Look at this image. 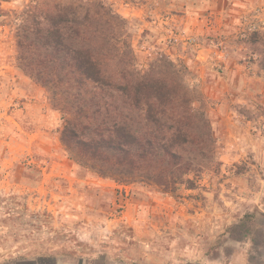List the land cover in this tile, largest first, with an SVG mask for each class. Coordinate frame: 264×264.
<instances>
[{
  "label": "rangeland",
  "instance_id": "obj_1",
  "mask_svg": "<svg viewBox=\"0 0 264 264\" xmlns=\"http://www.w3.org/2000/svg\"><path fill=\"white\" fill-rule=\"evenodd\" d=\"M106 1L129 23L139 66L166 56L202 94L216 159L175 194L85 174L63 147L49 93L18 67L15 16L31 0H0V264L15 253L72 256L89 236L71 224L83 219L75 205L102 207L85 212L97 223L141 222L137 234L124 229L128 249L148 232L159 253L195 248L198 264H264V0Z\"/></svg>",
  "mask_w": 264,
  "mask_h": 264
},
{
  "label": "trees",
  "instance_id": "obj_2",
  "mask_svg": "<svg viewBox=\"0 0 264 264\" xmlns=\"http://www.w3.org/2000/svg\"><path fill=\"white\" fill-rule=\"evenodd\" d=\"M15 23L18 67L49 93L85 174L164 194L195 187L217 141L204 97L175 62L139 66L129 23L106 0H31Z\"/></svg>",
  "mask_w": 264,
  "mask_h": 264
},
{
  "label": "crops",
  "instance_id": "obj_3",
  "mask_svg": "<svg viewBox=\"0 0 264 264\" xmlns=\"http://www.w3.org/2000/svg\"><path fill=\"white\" fill-rule=\"evenodd\" d=\"M85 194L84 193H77V198H82ZM102 195V194H101ZM83 201L82 199H79ZM77 204H82L81 202ZM78 205H75L76 212L74 215L77 214L78 219H83L73 222L71 224L74 225V229L76 233L79 235H83V233L89 234L87 240L83 238H79V240L75 239V245L73 248H68L72 256L68 257L65 256L63 253H54L49 252L47 254H19L15 253L12 254L10 259H12L11 264H22L24 262H31V264H48L45 263L47 261H51L52 263L49 264H72L71 261L73 260V264H198L197 260V250L194 248L192 249L189 254L179 253L177 249H171L172 246H169V252L166 250H162L165 253L156 250L154 247L153 239H151L150 233L143 232V235L136 238V245L138 248L128 249L130 245V239L124 233L125 227L127 225H131L129 220H123L124 217L121 219L111 220L109 223H97L91 219H88V213L90 214L91 211L96 209L102 208L99 206H82L78 209ZM66 211L65 215H71L70 210L67 209V206L64 207ZM85 210V211H84ZM86 212V213H85ZM76 216V215H75ZM64 222H60L59 226H65ZM72 225V226H73ZM141 222H133L131 225L133 229H135V233L139 232L141 226ZM69 227V222L67 224ZM100 228L106 230V232H102V236L93 237L91 232L92 228ZM138 230V231H137ZM108 233V235H107ZM79 237V236H78ZM81 237V236H80ZM105 237V238H104ZM90 238V240H89ZM98 238V240H97ZM128 239V240H127ZM99 241V242H98ZM170 242V241H169ZM168 242V243H169ZM88 245V247H87ZM187 257V258H185ZM68 261V262H67ZM22 262V263H19Z\"/></svg>",
  "mask_w": 264,
  "mask_h": 264
}]
</instances>
